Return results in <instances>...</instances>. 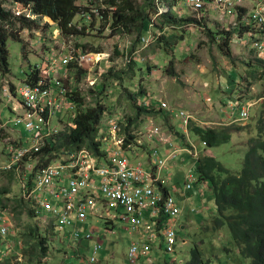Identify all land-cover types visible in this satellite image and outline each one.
Here are the masks:
<instances>
[{"label": "rangeland", "instance_id": "rangeland-1", "mask_svg": "<svg viewBox=\"0 0 264 264\" xmlns=\"http://www.w3.org/2000/svg\"><path fill=\"white\" fill-rule=\"evenodd\" d=\"M11 1L12 0H0V4L4 7H11ZM103 1L104 0H99L97 5L104 4ZM131 1L134 2L137 9H141L145 4V0ZM172 1L173 0H165V2H163L168 6L171 5L176 7L172 9L173 13L179 11L182 15H188L196 19V16H194L187 6L185 0ZM238 11H240V9H238ZM90 12H92V10ZM26 13L30 14L29 11ZM219 14L225 13H223L222 10L215 11L212 9L210 16L204 18L202 14H199L200 17L196 19L193 24H185V26H164L163 31L165 30L169 41L172 38L171 35H176L178 37L183 36V42H179L172 53L169 50H159L160 47L155 45V43L150 44L149 50L141 53L139 57L143 62L148 61V66H151V68L148 71L146 65H143L142 70H138L135 79L130 82L132 90L138 89L139 86L147 93L151 94L149 99L150 104L152 102V104L158 107L160 101H165L169 106V117L166 118L163 115L143 117L132 128L136 144H132L128 147L124 151V156L130 163L139 165L146 171H151L150 169L154 158H166V155L162 156L163 145L170 143V146H173L171 149H177L179 154V157L166 161L160 175V179H164L166 184H168L167 186L171 194L181 208V214L174 217L177 223L175 226V230L177 231L176 248L174 252L167 253L164 249L165 242L163 240V235L154 236L150 242L149 255L140 258L137 264H188L192 258V250L194 248H198L199 251H202L204 258H211L212 261H215L214 264H249L250 262L249 259L241 256L235 247L230 245V243L234 244V242L227 230H223L225 232L223 233L213 229V218H210V215L214 213L216 207L212 195L208 193V185L204 183L202 187V191H204L205 194L204 197H202L207 210L201 209L204 207L201 199H199V201L201 200L199 204L195 203L194 206L190 207L191 201L189 202L187 196L197 195V183H195V181L192 182V189L184 193L186 178L188 176L195 178L196 171L192 168L191 164L182 166L180 161L182 157L193 158L191 155H199V157L202 155L213 156L232 172H240L243 159L249 148V142L252 137H255L257 134L255 133V129L258 119L264 116L262 114L264 109V60L262 57L259 59V55L257 56L256 54L257 51L254 52L255 50L253 49V41L258 37L253 36L250 38L249 35H246L243 39H240L243 37V33L240 35L238 32V14L234 13L230 15L227 13L223 19L222 16L219 18ZM30 18L32 20H37L39 28L20 32L18 36L20 41L10 39L7 42L9 51L8 66L10 71L5 75L0 74V95L2 87L5 88L9 86L11 84L10 81L15 84H20V82L26 80L27 75L36 64L40 65L43 61L48 59L50 53H56L61 50V47L57 43V40H61L59 36L60 31H58L56 26L52 23V28H49L47 25H49L50 22L45 18L37 16H31ZM154 20L156 21L157 28L154 27L159 36L161 30L158 27L161 26V21L156 17ZM87 21L82 20L78 22L83 28L86 26L85 32L68 39L69 44L74 45L75 48L76 44L89 45V47L85 49V52H90V50H92L91 47L94 49L99 48L102 51V53L97 55V60L101 58L100 64L95 63L97 64L96 67H93V69L89 68V73L80 83L76 82L70 69L67 71L70 75L63 79L67 89L72 86H77L79 88L80 92L85 97V107L93 103L90 89L96 86L98 79L100 81L101 74L99 72L104 70L102 72L104 73L108 67L107 65L111 64L110 60L111 56L114 54L115 44L118 43V48L120 45L122 46L120 49H122L123 47L125 48L127 42H129V37L124 39L121 37L120 39L118 37L109 36L110 30L107 31L106 27H110V23L106 24L107 26L105 27L104 23L94 22L92 19ZM234 23H236V25H234ZM207 28L212 29L215 33H221L218 34L219 36L216 35V41L224 36L222 33L228 32L230 29L236 30V34L231 35V42L228 44L229 49L231 48V57H226L222 54V50L219 48L218 44L212 41L210 39L211 37L207 35ZM222 28L226 30H222ZM242 28L244 27H240V31ZM155 30L152 29L151 33L154 34ZM235 36H237V38ZM242 41H244L248 47H240L241 45L239 44H241ZM24 44L26 55L23 54L22 51ZM165 52L167 54L174 53L172 55L173 58L169 57L170 55L165 54ZM169 61H172V66L175 69L177 77L170 76L164 72L165 66ZM116 63L122 65L123 60L117 58L115 60V64ZM86 64L90 65V63H84V65ZM229 69L236 72L234 77L227 72ZM63 71H65V66H61L58 69V73L64 76ZM225 77H232V86L229 89L231 92L226 91V95L228 96L229 93H231V96L235 97V100L233 99L234 101L228 103L236 107V114L234 117L230 114L233 109L231 110L228 105H224V109V106L222 107V105L216 103L217 98H219V92L216 90L218 82ZM5 79L10 81H6ZM139 82H142V86L139 85ZM109 84L110 81H108L107 85ZM11 90L13 95H15V90ZM107 90L108 94L106 100L108 102L106 105L108 107V112L102 119L100 125L101 133L100 136H98V140L102 141L103 149L109 154L111 149L114 148L113 143L116 139L124 138L120 135L121 126L119 121L123 117V114L131 115V110L125 103V100H121L120 102L117 101L119 98L117 87L112 85V88L108 87ZM209 101L216 106L214 111H209L210 106L205 104ZM191 102L193 104H191ZM246 104L253 106L249 110V118L242 120L238 118L240 112L239 108ZM204 106L205 108H203ZM180 110H184L192 116L191 123L187 128L182 127L181 122L175 119L176 112ZM0 112H3V119L7 121L11 120V105L8 102V98L4 95H2L0 99ZM75 112L76 111H74V113ZM72 114L71 107L70 110L65 111L62 115L61 121L64 122L62 124V130L64 127L68 126L67 123L71 122V119L68 117L72 116ZM110 120L118 124L119 131L112 132ZM54 123H56V120ZM234 125L240 126L242 130L236 131L235 128L232 127ZM193 126L217 129H221L222 127L230 128L229 132L232 133V137L230 141L217 147H206L200 142L201 140H198V138L189 131ZM9 127L14 132H21L24 137L28 134L22 125L10 123ZM10 135L12 134L10 133ZM180 148L185 152H189L191 155L184 153L185 155L182 156ZM3 150L4 144L0 137V162L6 160ZM154 150L157 151V155H151ZM193 159L197 161V159ZM189 161L191 162L192 160L189 159ZM96 179L98 180V177H96ZM13 182L10 181L7 174L0 173V187H5L7 191L6 196L5 194H1L3 196H0V212L3 213L6 218V224L8 223L10 225L9 234L5 237L0 236V264H5L7 262L10 264H30L29 260L31 259L28 256L29 249L27 246H22L21 233L23 230L27 231L26 226L35 223L38 225L39 232L44 234L47 238V245L49 246L46 256L42 257L40 263L37 264H129L127 259L129 248L133 241L140 240L141 235H143L145 231V227L133 230L120 220H115L113 221L115 226H112L110 229L106 228L105 220L110 219H108L106 215V206H100L103 199L100 193L96 194L98 205L94 209V212L91 214V212L88 211L86 221L78 226L82 231L90 230L93 233V240L90 242L76 243L56 231V227L55 229L52 228L51 224L53 223L50 221L52 215L50 213L41 211L37 218L29 217L24 208L19 206L15 201H20V198L16 194L17 185H14ZM174 186L180 188L182 194L174 192ZM48 200L52 202L53 198L49 197ZM14 204L16 207H14ZM28 206L34 213L30 204H28ZM192 209L200 210L201 212L199 215L194 214ZM187 219L191 221V224L189 223L190 226L184 229L182 227L186 224ZM109 226L111 227V224H109ZM149 236L150 232L147 231L146 236L140 241L147 242ZM63 238H66V240L63 241ZM97 239L103 241V246L96 256L97 261L90 262L92 248ZM23 240L24 238L22 241ZM227 248L233 251L227 252ZM23 249L25 250L23 251ZM102 251L108 256L107 261L104 259L100 260L102 259V257H100ZM35 256L36 255H33V257ZM7 258L9 259L6 262L5 259ZM37 259L39 260L38 257Z\"/></svg>", "mask_w": 264, "mask_h": 264}, {"label": "trees", "instance_id": "trees-1", "mask_svg": "<svg viewBox=\"0 0 264 264\" xmlns=\"http://www.w3.org/2000/svg\"><path fill=\"white\" fill-rule=\"evenodd\" d=\"M163 1L165 2V0ZM176 1L173 0L172 2ZM98 2L99 0H12L10 2L11 7H4L0 4V74L2 75L8 74L10 71L7 42L10 39L20 41L18 38L20 32L39 28L37 20H32L29 16L45 18L50 22L47 25L49 28H52L53 23L62 36L73 37L85 32L86 26L83 28L78 23L82 20L87 21L85 17H81L85 11L92 16L94 22L104 23L105 27L107 26L106 24L110 23V27H106L107 31L110 30L109 36L120 39L121 37H123L122 39L129 37V43L124 50L120 49V45L118 48V43L115 44L114 54L110 60L111 64L107 65L108 67L104 73H100V81L98 79L96 86L90 89L93 97L92 105L85 107V97L77 86L67 89V95L70 99L69 104L73 112L72 116L68 117L71 119V122L67 123L68 126L46 144L42 151V159L45 156L49 157V159L61 157L83 147L89 149L97 157L106 156L107 153L103 149L102 141L98 140V136L101 133L100 125L102 119L108 112L106 105L108 102L106 100L108 94L107 88H112V85L118 88L119 98L117 101L125 100V103L131 110V115L123 114V117L119 121L121 126L120 135L124 137L122 146L124 150L132 144H136L132 128L143 117H156L159 115H163L166 118L169 117L167 110L159 108L155 104L151 106L145 104L146 102L149 103L151 94L139 86L138 89L132 90L130 82L135 79L137 71L142 70L143 65H146L148 71L151 68V66H148V61L143 62L139 57L141 53L149 50L150 44L155 43V45L160 47L159 50L161 51L169 50L172 52L176 49L179 42H183V36L178 37L176 35H171L172 38L169 41L165 30L163 31L164 26L190 25L195 23L196 19L188 15H182V13L179 14L178 11L175 12L176 14L173 13L172 9L175 6L171 5L168 6L170 8L168 12L159 14L161 1L158 3L156 0H145V4L141 9H137L131 0H104V4L101 5H97ZM91 8L100 12L103 15V19H100L95 13L90 12ZM27 11L30 14L26 13ZM16 13H19V15ZM155 17L161 21V26L158 27L161 30L159 36L155 30L157 28L156 21L154 20ZM152 23L156 28L151 26ZM152 29L155 30V33L152 34L150 41L145 42L144 38L146 39L149 36ZM235 31L231 29L228 32L222 33L224 36L217 41L216 35L221 33H215L212 29L207 28V35L218 44L224 56L231 57V48L229 49L228 44L231 42L230 37L235 34ZM248 31V29L242 28L239 33L240 35L242 33L244 35ZM88 47L89 45L76 44V48L81 51H85ZM91 49L90 52L96 56L102 53L99 48L94 49L91 47ZM22 51L25 54V44ZM117 58L123 60L122 65L115 64ZM94 64L79 65L74 60L69 63L68 67L76 82L80 83L89 73V68L95 66ZM172 65V61H169L165 66L164 72L170 76L177 77ZM39 79L40 71L35 66L27 75L26 82L36 84ZM108 81H110L109 85H107ZM139 85L142 86V82H139ZM74 111L76 112L74 113ZM262 114L264 115V109ZM263 117L261 116L258 119L259 124L257 123L255 129V133L257 134L249 142V148L243 159L240 172H232L216 158L208 155L198 156L196 166L195 183H206L208 185V193L212 195L215 202L216 209L210 215V218H213V229L223 233H225L223 230H227L235 244L230 243V245L235 247L241 256L249 259V264H264ZM232 127L236 131L242 130L237 125ZM229 130L230 128L226 127L217 129L193 126L189 131L200 139L206 147H217L230 141L232 133ZM3 173L7 174L11 182L14 181V185H18L13 172L3 170ZM4 188H0V194H5L6 196L7 191ZM158 188L162 190L165 196L168 194L165 188L162 189L160 182L158 183ZM15 201L19 206L24 208L29 217H38L29 209L27 202H23L21 199L20 201ZM51 203L55 205L57 203L56 199H53ZM14 207H16L15 204ZM105 224L106 228L109 229L115 226L112 220L106 219ZM109 224H111V227ZM151 224L154 226L157 236L162 235L163 230L167 227L166 217L162 213H159L158 217L151 219ZM26 229L27 231L23 230L21 233L22 246H27L29 249L30 264L40 263V259L46 256L49 247L47 245V238L39 232L36 223L26 226ZM23 238L24 240L22 241ZM66 238H63V241ZM231 250L227 248V252ZM33 255L36 256L33 257ZM8 259H5V261L7 262ZM214 262L211 258H204L202 251L194 248L192 250V258L188 264H214ZM5 264L10 263L7 262Z\"/></svg>", "mask_w": 264, "mask_h": 264}, {"label": "built area", "instance_id": "built-area-1", "mask_svg": "<svg viewBox=\"0 0 264 264\" xmlns=\"http://www.w3.org/2000/svg\"><path fill=\"white\" fill-rule=\"evenodd\" d=\"M156 1L158 3L161 1L159 14L170 10L162 0ZM186 3L196 19L200 15L193 10H201L210 5L223 8L241 5L244 27L250 31L264 32V0H186ZM92 13L103 19L100 12L92 10ZM222 30L226 29L222 28ZM151 37L150 33L144 41H150ZM257 51H259L256 53L257 56L264 55V46H260ZM71 54L72 52L61 58L59 53H50L46 61L40 65L36 64L40 71V79L36 84L28 83L26 80L15 84L5 79L11 84L6 86L7 88L2 87L1 95L8 98L12 116L11 120L7 121L3 119V112H0V137L4 144L3 154L6 159L5 164L0 168L13 172L18 182L17 196L27 201L35 214L39 215L41 211L50 213L53 226L76 243L93 240V233L90 230L82 231L78 226L86 221L88 211L91 214L94 212L98 205L96 194L100 193L103 197L100 206H106L108 219L120 220L133 230L145 227L140 240L146 236L147 231L150 232L148 241L157 236L151 219L162 213L166 217L167 226L162 233L164 249L167 253L174 252L177 245V231L173 219L180 215L181 209L175 198L170 194L165 196L157 189L156 184L160 181L166 161L178 155L177 149L170 148L165 159L154 158L151 171H146L127 160L124 156L125 150L122 148L124 138H117L113 143L114 148L105 157H97L87 148H81L54 159L46 156L42 159L43 148L60 130L54 125V121H58L59 116L71 108L67 87L63 82L65 78L58 73L61 66L68 65ZM258 58L261 59V56ZM78 61L79 65L91 61L100 64L101 58L97 60L95 57L82 55ZM94 65L96 67L97 64ZM11 89L15 90V95ZM145 104L151 106L152 102ZM246 105L239 108L238 118L242 120L249 118V110L253 106ZM158 107L169 110L165 101H160ZM229 107L233 109L230 114L234 117L236 107L233 104ZM175 119L181 122L182 127L187 128L192 116L180 110L176 112ZM10 123L24 126L28 136L10 135ZM110 124L112 132L119 131L115 121L110 120ZM168 145L170 146V143ZM151 155H157V151L154 150ZM48 159L49 161L46 162ZM193 181L195 180L192 176L186 178V191L192 189ZM49 197L56 199L57 203L52 204L48 200ZM192 212H196V209H192ZM6 222L4 214L0 212L1 237L9 234L10 225ZM140 240L133 241L129 248L127 254L129 264H137L139 258L149 251L148 245ZM102 246L103 241L97 239L92 248L91 262L97 261L96 255L101 251Z\"/></svg>", "mask_w": 264, "mask_h": 264}, {"label": "bare ground", "instance_id": "bare-ground-1", "mask_svg": "<svg viewBox=\"0 0 264 264\" xmlns=\"http://www.w3.org/2000/svg\"><path fill=\"white\" fill-rule=\"evenodd\" d=\"M166 4V3H165ZM187 4V3H186ZM168 6V5H167ZM188 6V5H187ZM212 9L213 10H215V11H217V10H222L223 11V13H225V14H219L218 16H219V18H221V16H222V19H223V17L227 14V13H229L230 15H232V14H234V13H237L238 14V19H237V22H238V24H239V30H238V32H240V27H244V24H245V21L243 20V17H242V13H241V9H242V6L241 5H235V6H233V7H227V8H223V7H215L214 5H210V6H208V7H205V8H203V9H201V10H193L194 12H197V13H199V14H202V16L205 18V17H208V16H210V12L212 11ZM238 9H240V11H238ZM91 10H92V8H91ZM178 13H179V11H178ZM179 14H181V13H179ZM81 17H85L88 21L89 20H91L92 19V16H90V14L88 13V12H83L82 13V15H81ZM88 17H90V18H88ZM153 24V23H152ZM154 25V24H153ZM234 25H236V23H234ZM153 27V26H152ZM245 28V27H244ZM231 30V29H230ZM152 31V30H151ZM151 33V32H150ZM151 34H153V33H151ZM236 34V33H235ZM246 35H249L250 37H253V36H256V37H258L257 39H255L254 41H253V49L255 50V51H257V49L260 47V46H264V32H256V31H248V32H246L244 35H243V37H242V39L246 36ZM59 36L61 37V40H57V43H58V45L61 47V50L59 51V52H56V53H59L60 55H61V58H64L65 56H67L70 52H72V54H71V59H70V61H69V63L71 62V61H77V63L79 64V61H78V59L80 58V56H82V55H84V56H86V57H95V58H97V56L95 55V54H93L92 52L90 53V52H85V51H81L80 49L78 50L77 48H75L74 47V45H71V44H69V40L68 39H70L71 37H64V36H62L61 34H59ZM236 38H237V36H235ZM252 44V43H251ZM259 51H257V53H258ZM259 56H261L262 57V59L264 60V55H259ZM69 63H68V65H69ZM88 63H90V64H92V61L91 62H88ZM68 65L67 66H65V71L63 72V74H64V78H66V77H68V75H70L69 73H67V71H68V69H69V67H68ZM66 74V75H65ZM63 76V75H62ZM1 96L2 95H0V99H1ZM67 97H68V95H67ZM69 98V97H68ZM11 105V104H10ZM71 109V108H70ZM70 109H67V110H70ZM12 110V109H11ZM67 110H65V111H67ZM65 111L59 116V119H58V121H56V123L54 124V125H57L58 127H59V132L58 133H60L61 131H62V124L64 123V122H62L61 120H62V115L65 113ZM65 128V127H64ZM11 132V134H12V136H15L16 134H18V135H16V136H18V137H20V136H22V137H24L23 135H22V133L21 132H19V133H17V132H14L13 130H11L10 131ZM14 132V133H13ZM57 133V134H58ZM56 134V135H57ZM27 136H28V134H27ZM26 136V137H27ZM55 136V135H54ZM53 136V137H54ZM52 137V138H53ZM42 157V156H41ZM5 162H6V160L4 161V162H0V167L1 166H3L4 164H5ZM46 164V163H45ZM0 173H3V169H1L0 168ZM16 185V184H15ZM1 188V187H0ZM0 196H3V195H1L0 194ZM21 199V198H20ZM23 202H27V201H25V200H23V199H21ZM28 203V202H27ZM29 204V203H28ZM35 215H37V214H35ZM37 216H39V215H37ZM51 220L50 221H53V219L52 218H50ZM53 223V222H52ZM51 226H52V228H54L55 229V226H53V224H51ZM56 231H58V229L56 228ZM59 232V231H58ZM60 233V232H59ZM7 236V235H6ZM5 237V236H4ZM152 241V240H151ZM151 241H147V242H145V241H143V242H145L146 243V245H148V247H150V242ZM149 255V251H148V253L147 254H145V255H142L140 258H142V257H147ZM97 256V255H96ZM139 258V259H140ZM91 262V261H90ZM96 262V261H95Z\"/></svg>", "mask_w": 264, "mask_h": 264}, {"label": "crops", "instance_id": "crops-1", "mask_svg": "<svg viewBox=\"0 0 264 264\" xmlns=\"http://www.w3.org/2000/svg\"><path fill=\"white\" fill-rule=\"evenodd\" d=\"M239 45H241L240 47H244V48H246V47H248L247 46V44L244 42V41H242L241 42V44H239ZM171 52V51H170ZM172 53V52H171ZM165 54H167L166 52H165ZM174 54V53H173ZM173 54H167V55H170L169 57H171V58H173ZM166 58V57H165ZM60 72H61V69H60ZM64 72V71H63ZM228 73H230L233 77H234V75H235V71H233L232 69H229V71H227ZM226 72V73H227ZM231 80H232V77L230 78V77H228V78H223L222 80H220L219 82H218V87L216 88V90H217V92H219V98H217V100H216V103L217 104H219V105H222V107L225 105H228V107H229V105H231V104H228L230 101H234L235 99V97L234 96H231V93H229V95L227 96L226 94H227V92L226 91H229V89L231 88V86H232V82H231ZM202 85V84H201ZM241 86V85H240ZM229 92H231V91H229ZM231 96V97H230ZM234 99V100H233ZM196 100H197V98H196ZM191 104H193L192 102H191ZM206 105H209L210 107H209V111L210 110H212V111H214L215 110V108H216V106H214L213 104H212V102L211 101H209V102H206L205 103ZM225 106H224V109H225ZM203 108H205V106L203 107ZM202 108V109H203ZM228 110V109H227ZM230 112V111H229ZM228 115H229V113H228ZM223 116V115H222ZM225 116V115H224ZM198 140H200V139H198ZM201 142V141H200ZM202 144H203V142H201ZM173 146H169L168 144H165V145H163V150H162V156H164V155H167L169 152V149L170 148H172ZM177 148V147H176ZM180 152L182 153V156L183 155H185L184 153H187V154H189V152H185L183 149H181L180 148ZM198 153V152H197ZM189 155H191V154H189ZM193 158H195V159H198V156L199 155H197V156H193V155H191ZM176 157H179V154L176 156ZM175 157V158H176ZM193 158H191V157H189V158H183L182 157V159L180 160L181 161V164H182V166L183 165H187V164H191L192 165V168L193 169H195V171H196V166H197V161H195ZM189 159H191L192 161L190 162L189 161ZM193 164H194V166H193ZM191 168V169H192ZM195 176H196V173H195ZM194 178V177H193ZM194 180H196V177L194 178ZM160 183H161V186H162V189H166L167 191H168V194H170V195H172L171 194V191H170V189L168 188V184H166V182H165V180L163 179V180H161L160 179V181H159ZM203 185H204V183H201V184H197V186H196V191H197V195H195V196H193V195H189V196H187V198H188V200H189V202H190V207H192V206H194V204L195 203H197V204H199V202L202 200V202H203V204H204V207L203 208H201L202 210H204V209H206V207H205V203H204V201H203V197H204V191H202V187H203ZM156 186H157V184H156ZM157 189L158 190H160V188H158V186H157ZM162 191V190H161ZM174 192H178V194H182L181 193V191H180V188H178L177 186H174ZM185 192H187V191H185V189H184V193ZM173 196V195H172ZM184 196V195H183ZM203 196V197H202ZM199 199H201L200 201H199ZM201 202V203H202ZM179 206V205H178ZM181 209V208H180ZM207 210V209H206ZM200 210H196V212H193L194 214H200ZM181 214V213H180ZM173 222L177 225V223H176V219H173ZM191 224V221L189 220V219H187L186 220V224H184L183 225V227L182 228H186V227H188V226H190V224ZM102 255H100V257H102V259H100V260H108V256H106L105 255V252L104 251H102V253H101Z\"/></svg>", "mask_w": 264, "mask_h": 264}]
</instances>
